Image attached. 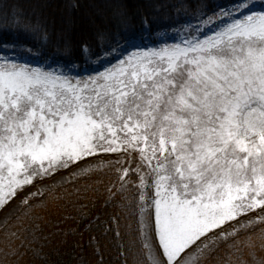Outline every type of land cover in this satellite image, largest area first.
Listing matches in <instances>:
<instances>
[{"label": "snow or ice", "instance_id": "6c2138e0", "mask_svg": "<svg viewBox=\"0 0 264 264\" xmlns=\"http://www.w3.org/2000/svg\"><path fill=\"white\" fill-rule=\"evenodd\" d=\"M0 15L14 22L0 28V214L16 229L6 256L25 243L20 207L43 195L30 190L101 154L138 158L118 169L116 193L146 217L147 264H200L234 238L226 225L247 229L257 210L264 222V0H111L80 20L45 2Z\"/></svg>", "mask_w": 264, "mask_h": 264}, {"label": "trees", "instance_id": "16d2710c", "mask_svg": "<svg viewBox=\"0 0 264 264\" xmlns=\"http://www.w3.org/2000/svg\"><path fill=\"white\" fill-rule=\"evenodd\" d=\"M45 2L76 20L104 15L111 7V0H0V9H16L19 5L30 11ZM210 2L229 7L237 0ZM5 24L14 28L11 17L0 15V28ZM95 61L93 58L90 63ZM137 162L135 156L126 157L124 164L109 161L73 177L64 186L32 197L30 205L22 206L18 213H27L28 228L21 234L24 246L16 242L19 256L5 255L6 234L16 231L12 221L0 228V264H147L139 215H130L124 197L116 193L120 187L118 169L135 168ZM262 230L264 222L238 230L227 243L218 241L219 247L211 254H203L200 264H258L264 260Z\"/></svg>", "mask_w": 264, "mask_h": 264}, {"label": "rangeland", "instance_id": "374dc122", "mask_svg": "<svg viewBox=\"0 0 264 264\" xmlns=\"http://www.w3.org/2000/svg\"><path fill=\"white\" fill-rule=\"evenodd\" d=\"M194 23H197V21L194 22ZM169 42L171 43V41H169ZM143 43L147 44L149 46H152L151 42H149V40H146ZM3 55H4V52L0 51V56H3ZM9 55H12V53L9 52ZM34 64H36V63H34ZM92 66L93 67H98L99 65H98L97 61H95V62L92 63ZM100 70L103 71V68L101 67ZM133 156L134 155H127V154H124V153H121V154H101L99 156L89 158V161L85 162L83 164V168H85V169H87V171H89V170H91L93 168L103 167L106 164V162H109V161L116 162L118 158L120 160V163L124 164L126 157H130L131 158ZM87 171H82L80 167H75V166H73V167H71L69 169L61 170L54 177L48 178L45 181H43L42 183H38L36 185V187L32 188L30 191L31 192H36L37 189H39L40 192L44 193L45 191L56 189L58 187L64 186L73 177L83 175ZM118 175H120L119 172H118ZM37 196H40V195H37ZM21 208H22V206L20 207L19 212H20ZM258 212H259V210H257V212H254V213L250 214L253 219L257 220V222L260 221ZM145 218L146 217L139 216L140 230H141V227H142L141 221H142V219H145ZM9 221H11V220H9ZM9 221L5 222L3 214H0V228L2 226H4L6 223H8ZM225 227L230 232H234V231H237L240 228H242L240 226V224H237L236 222H232L230 225H226ZM141 238H142L143 242H145L144 241V237L142 235V232H141ZM146 256H147V260H148L147 250H146Z\"/></svg>", "mask_w": 264, "mask_h": 264}]
</instances>
